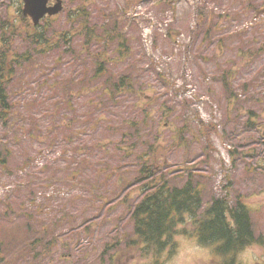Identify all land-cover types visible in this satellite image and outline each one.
Wrapping results in <instances>:
<instances>
[{
    "label": "rangeland",
    "instance_id": "374dc122",
    "mask_svg": "<svg viewBox=\"0 0 264 264\" xmlns=\"http://www.w3.org/2000/svg\"><path fill=\"white\" fill-rule=\"evenodd\" d=\"M17 3L0 0V24H23ZM63 4L85 6L83 21L96 28L87 47L64 9L44 29L46 46L25 29L16 39L28 58L8 86L11 111L0 115V264L213 263L191 221L165 250L116 245L131 233L126 207L141 198L136 177L147 158L170 186L192 178L204 204L239 198L264 223V140L246 139L254 130L244 124L249 110L264 114V0ZM112 28L125 47H104ZM122 74L130 84L115 92L108 83ZM263 120L255 119L264 129ZM200 122L215 126L210 143Z\"/></svg>",
    "mask_w": 264,
    "mask_h": 264
},
{
    "label": "trees",
    "instance_id": "16d2710c",
    "mask_svg": "<svg viewBox=\"0 0 264 264\" xmlns=\"http://www.w3.org/2000/svg\"><path fill=\"white\" fill-rule=\"evenodd\" d=\"M80 13V10L76 11V15ZM21 21L23 22L22 25H18L12 20H6L1 25L0 115L3 116L8 115L12 108V102L9 100L8 86L12 84V79L15 78L16 71L21 66L23 57L25 59L28 58V55L16 50L15 43L19 33L23 29L27 30L28 37L31 38V42L35 43L36 46L44 47L43 45L49 41L45 36L46 30L42 31L39 28H34L31 32L29 31V27L31 29L32 27L29 22L24 18ZM85 29V45H88V37L91 39L92 32L88 26H85ZM65 36V33L60 35L62 38H65ZM127 79L128 76L126 75L119 77L114 87L119 88L120 84L129 85L130 81ZM226 89L229 90L227 84ZM205 128L211 129L208 126ZM154 163H142L136 177L137 181H143L141 182L143 196L140 203L132 211L131 219L133 227L132 232L128 235L127 243L134 246L143 245L139 248L141 250L148 244H159L163 233L169 235L173 231V218L177 213L185 211L192 213L191 202H196V207L194 208H197V210L201 209V192L195 188L191 179H188L181 187H170L167 181L162 180V177L157 178L154 176V170L152 169ZM226 201L227 199L224 197L212 198L211 205L204 207V211L200 214L201 218H199V222L205 220L208 227L207 231H212L215 235L224 234L226 236L228 233L226 226L223 224L227 209ZM230 210H235V213L232 215L237 216V218L240 217L242 220L245 219L248 226V214L244 208ZM240 227H244L243 221L240 222Z\"/></svg>",
    "mask_w": 264,
    "mask_h": 264
},
{
    "label": "flooded vegetation",
    "instance_id": "af4514ba",
    "mask_svg": "<svg viewBox=\"0 0 264 264\" xmlns=\"http://www.w3.org/2000/svg\"><path fill=\"white\" fill-rule=\"evenodd\" d=\"M238 203L240 204L241 202H238ZM243 236L244 235H242V230L240 228H238L237 233L228 232L226 234L225 237L230 241L228 243V245L230 247L227 248L228 250L226 253V257H227L229 264H244L239 259H240V256L242 255L243 251H246L247 248L259 246L264 251V232H261V231L257 232L256 239L258 240V244L255 242H251V243L246 244L245 239H243ZM235 240L238 241L237 246H233V242H235ZM260 241H262V243H260ZM263 251H261V253ZM262 254L264 255V253H262ZM253 263H255V261ZM256 264H264V259L260 258V260L256 261Z\"/></svg>",
    "mask_w": 264,
    "mask_h": 264
},
{
    "label": "water",
    "instance_id": "95a60500",
    "mask_svg": "<svg viewBox=\"0 0 264 264\" xmlns=\"http://www.w3.org/2000/svg\"><path fill=\"white\" fill-rule=\"evenodd\" d=\"M24 8L23 14L25 16H30L33 23L36 24L39 19L48 13L49 15L58 12L61 9L60 2L58 1L56 5L52 7H47L48 0H23Z\"/></svg>",
    "mask_w": 264,
    "mask_h": 264
}]
</instances>
